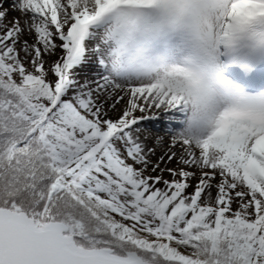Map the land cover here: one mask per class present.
<instances>
[{
	"label": "snow or ice",
	"instance_id": "6c2138e0",
	"mask_svg": "<svg viewBox=\"0 0 264 264\" xmlns=\"http://www.w3.org/2000/svg\"><path fill=\"white\" fill-rule=\"evenodd\" d=\"M0 264H264V0H0Z\"/></svg>",
	"mask_w": 264,
	"mask_h": 264
}]
</instances>
